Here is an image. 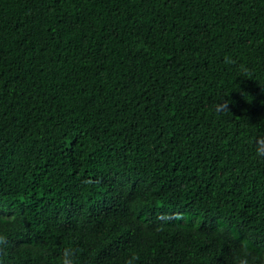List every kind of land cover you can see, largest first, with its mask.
I'll return each mask as SVG.
<instances>
[{
    "label": "trees",
    "instance_id": "16d2710c",
    "mask_svg": "<svg viewBox=\"0 0 264 264\" xmlns=\"http://www.w3.org/2000/svg\"><path fill=\"white\" fill-rule=\"evenodd\" d=\"M264 264V0H0V264Z\"/></svg>",
    "mask_w": 264,
    "mask_h": 264
},
{
    "label": "clouds",
    "instance_id": "9594fccd",
    "mask_svg": "<svg viewBox=\"0 0 264 264\" xmlns=\"http://www.w3.org/2000/svg\"><path fill=\"white\" fill-rule=\"evenodd\" d=\"M251 253L243 242L240 245V250L231 255L230 264H252Z\"/></svg>",
    "mask_w": 264,
    "mask_h": 264
}]
</instances>
